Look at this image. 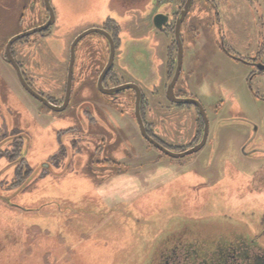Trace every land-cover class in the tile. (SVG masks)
<instances>
[{"label": "rangeland", "instance_id": "rangeland-1", "mask_svg": "<svg viewBox=\"0 0 264 264\" xmlns=\"http://www.w3.org/2000/svg\"><path fill=\"white\" fill-rule=\"evenodd\" d=\"M179 1L51 0L55 24L13 49L33 88L59 101L73 41L113 20L121 29L114 77L140 86L147 128L169 149L184 151L201 139L203 121L196 106L167 98L175 36L157 30L152 19L166 5L177 12ZM197 11V33L185 37L196 47L188 48L176 90L202 102L209 134L199 151L175 158L142 135L133 89L114 95L98 89L110 53L102 34H89L77 46L64 111L27 92L4 48L11 37L44 24L48 11L44 0H0V135L6 136L0 142V264H148L185 228L258 232L264 217V75L249 78L247 68L216 46L221 31L243 54L263 49L264 55L258 33L264 31V0H201ZM15 131L23 136L20 157L34 171L18 187L11 183L20 157L8 155L15 152ZM62 146L65 155L52 161Z\"/></svg>", "mask_w": 264, "mask_h": 264}, {"label": "flooded vegetation", "instance_id": "flooded-vegetation-1", "mask_svg": "<svg viewBox=\"0 0 264 264\" xmlns=\"http://www.w3.org/2000/svg\"><path fill=\"white\" fill-rule=\"evenodd\" d=\"M200 1L201 0L193 1L182 24V30L185 28L184 36L182 35L184 42V62H185L186 53L190 51V49L188 48L196 47V40H194L192 43L190 39L185 40V37L187 31L192 32L193 30L195 34L197 33L196 22L198 20H196L197 19L196 17L198 16L197 14H199L197 8L199 6ZM186 3L187 0H180L178 2L177 12L170 13L171 16L170 23L166 25L165 30H163L162 32L170 31L173 32L174 34V27L176 20L180 16L182 10H184ZM194 5L195 8L192 9ZM162 9L163 10H161L159 7L157 12L152 17L153 20L156 14L166 13L167 11L169 12L171 11V9L166 10L167 5L165 7L163 6ZM191 10L193 11L191 12ZM260 25H262V23L259 24V27L256 29H259ZM258 33H260L262 37L261 40L264 41V31L259 29ZM219 36L221 38H219V42L217 43L218 45L216 47L219 50H221L228 58L235 60L236 63H241L243 67L247 68L249 71L248 73L249 78H254L256 76L259 77L264 75V55H262L263 49L257 51L256 53H252L251 55L250 54L246 55L240 52L239 50L235 49L233 46L228 45L224 41V39H222L221 31H219ZM174 44H175V50L177 52L178 47L176 42H174ZM260 46H264V43H261ZM5 50L6 47L4 48L3 55L5 61L8 62L5 57ZM12 52L17 62L21 65L23 69V65L17 59L13 47H12ZM184 62H183V66H184ZM172 63H175V59L173 60ZM8 64L13 68L14 72L16 73L14 67L9 62ZM117 85H110L107 87H112ZM180 90L182 89L180 88L179 91ZM175 91L178 96H181L180 93L178 94L176 87H175ZM64 98L65 96L62 99H60L56 104H61L64 101ZM196 99L199 100L198 98ZM201 120L203 121L202 116H201ZM201 125H203V123H201ZM148 131L151 135L156 137V135L153 132V129L150 128L149 125H148ZM199 136L198 138H200ZM248 145L249 144L247 143L243 145V147H245L244 154L246 156H249L251 153L245 151ZM260 151L262 155H264V150H260ZM148 264H264V217L259 222L258 232H255L254 235H248L247 233H245V231H236V230L228 231L226 233L217 232V231L213 232V229L206 228L204 226H200L199 229L196 230L192 228L191 229L185 228L184 231L182 230L181 232L175 233L171 237H169L165 242L164 246L160 248L158 253L152 255L151 262Z\"/></svg>", "mask_w": 264, "mask_h": 264}, {"label": "water", "instance_id": "water-1", "mask_svg": "<svg viewBox=\"0 0 264 264\" xmlns=\"http://www.w3.org/2000/svg\"><path fill=\"white\" fill-rule=\"evenodd\" d=\"M194 0H187V3L185 5L184 10H182L180 16L177 18L175 27H174V36H175V41L178 47L177 51V57H176V62H175V67L174 71L172 73L171 79L167 84L166 88V94L167 98L176 104H191L196 106L199 109V112L202 116L203 119V134L199 142L193 144L190 146V148L180 151V152H175L171 149H169L167 146H165L163 143H161L157 138H155L153 135H151L148 131L147 124L145 122L143 112H142V104H143V92L142 89L140 88L139 85L135 83H122L117 86H112V87H107L105 85V80L110 71L114 67V62H115V56H116V50H117V45L115 42V39L111 32H109L107 29L102 28V27H93L79 36L75 38L71 45V53H70V63H69V69H68V78H67V84H66V94L64 101L61 104H56L53 103L48 97L44 96L43 94L39 93L37 90L33 88V86L28 82L27 78L25 77L24 71L21 67V65L17 62L15 56L13 55L12 52V47L13 45L21 40L24 39L32 34L35 33H43L46 30L50 29L51 26H53L56 22V14L55 11L52 7L51 0H44L45 6L48 11V19L47 21L42 24L41 26H38L37 28H34L32 30H29L27 32L15 35L11 37L7 43L6 50H5V57L7 61L14 67L16 70L18 79L21 83V85L25 88L27 92H29L33 97L41 101L44 105L49 107L50 109L61 112L64 111L70 104V99H71V94H72V87H73V80H74V70H75V62H76V50L79 42L85 38L87 35L92 34V33H98L104 35L107 40L109 41V47H110V53H109V58L104 66L102 72L99 75L98 78V89L107 95H114L122 90L125 89H133L136 93V98H135V115H136V120L139 125L140 131L144 138L155 148L160 150L161 152L175 158L179 157H184L187 155H190L192 153H195L199 151L201 148L204 147V145L207 142L208 139V134H209V118L207 115V112L204 108V106L201 104L199 100L196 98H190V97H182L178 96L175 91V87L177 84V81L180 77L182 68H183V62H184V42L183 38L181 35V28L183 21L189 11L190 6L192 5ZM168 10V9H166ZM171 16L169 12L166 13H158L154 17V26L157 30L163 31L165 30V27L167 24L170 23Z\"/></svg>", "mask_w": 264, "mask_h": 264}, {"label": "trees", "instance_id": "trees-1", "mask_svg": "<svg viewBox=\"0 0 264 264\" xmlns=\"http://www.w3.org/2000/svg\"><path fill=\"white\" fill-rule=\"evenodd\" d=\"M104 27L105 29H107L109 32H111V34L113 35L115 41H116V44H117V47H119L120 45V27L118 25L115 24V22L113 20H108L104 23ZM174 64V63H173ZM116 74L114 73L113 69L110 71V73L108 74L106 80H105V85L106 86H110V85H117V84H120V82L117 81V79L114 77ZM27 78V77H26ZM30 83V82H29ZM52 102L54 103H58L57 100H54V99H51L49 98ZM144 104H145V100L143 99V104H142V112L144 114ZM71 129H75V128H71ZM71 129H67L65 131H68V130H71ZM12 139H11V144L14 146V150L15 152L13 154H8L9 157H10V160H14V159H17L19 158L22 154H23V136L22 134L20 133V131H15L13 132V135H12ZM4 137H6L5 135L1 136L0 135V142H2L4 139ZM20 139V140H19ZM21 141V142H19ZM160 141V140H159ZM161 142V141H160ZM162 143V142H161ZM197 143V142H196ZM166 146V145H165ZM3 151L5 150H2L0 149V156H3L4 154ZM65 147L62 146L59 151L52 155L51 156V160L52 161H55L57 160L59 154L61 155H65ZM63 158V157H62ZM106 163H114L113 160H106ZM33 168L31 167L29 161L27 160L26 157H20V163L16 166L15 168V177L14 179L12 180L13 182L11 183L12 186H19L21 184H28L30 179L33 177ZM43 173H46V172H43ZM44 175V174H43Z\"/></svg>", "mask_w": 264, "mask_h": 264}]
</instances>
